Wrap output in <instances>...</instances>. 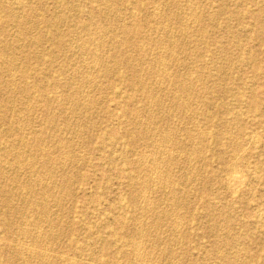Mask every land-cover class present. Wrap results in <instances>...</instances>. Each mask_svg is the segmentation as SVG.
Wrapping results in <instances>:
<instances>
[{"label":"rangeland","instance_id":"1","mask_svg":"<svg viewBox=\"0 0 264 264\" xmlns=\"http://www.w3.org/2000/svg\"><path fill=\"white\" fill-rule=\"evenodd\" d=\"M259 214L264 0H0V264H264Z\"/></svg>","mask_w":264,"mask_h":264},{"label":"bare ground","instance_id":"2","mask_svg":"<svg viewBox=\"0 0 264 264\" xmlns=\"http://www.w3.org/2000/svg\"><path fill=\"white\" fill-rule=\"evenodd\" d=\"M110 2V1H109ZM225 2V1H224ZM177 3V2H176ZM58 4V3H57ZM121 4V3H120ZM178 4V3H177ZM59 5V4H58ZM78 5V4H77ZM112 5V4H111ZM180 8V7H179ZM96 9V8H95ZM223 9V8H222ZM226 9V8H225ZM106 10V9H105ZM174 10V9H173ZM33 11V10H32ZM114 11V10H113ZM120 12V11H119ZM100 13V12H99ZM116 13V12H115ZM180 13V12H179ZM222 13V12H221ZM9 14V13H8ZM106 14V13H105ZM16 15V14H15ZM39 15V14H38ZM198 16H200V14L198 15ZM209 16V15H208ZM218 16V15H217ZM244 17V16H243ZM111 18V17H110ZM132 18V17H131ZM202 18V17H201ZM90 19V18H89ZM118 19V18H117ZM169 19V18H168ZM178 19H180V18H178ZM182 19V18H181ZM203 19V18H202ZM183 20V19H182ZM210 20V19H209ZM261 20V19H260ZM171 21V20H170ZM257 21V20H256ZM34 22V21H33ZM181 22V21H180ZM202 25V24H201ZM121 26V25H120ZM203 26V25H202ZM123 28V27H122ZM166 29V28H165ZM204 29V28H203ZM181 31H183V30H181ZM191 31V30H190ZM199 31V30H198ZM115 32V31H114ZM196 32V31H195ZM102 33V32H101ZM120 35V34H119ZM20 36V35H19ZM162 36V35H161ZM180 36V35H179ZM182 36V35H181ZM188 36H189V34H188ZM191 37V36H190ZM248 37V36H247ZM80 38H82V37H80ZM166 38V37H165ZM196 38V37H195ZM95 39V38H94ZM98 40V39H97ZM156 40V39H155ZM183 40V39H182ZM87 41V40H86ZM85 41V42H86ZM81 42V41H80ZM162 42V41H161ZM166 43V42H165ZM186 43V42H185ZM61 44V43H60ZM96 44V43H95ZM171 44V43H170ZM180 44V43H179ZM87 45H88V43H87ZM240 45V44H239ZM174 46H175V43H174ZM223 46V45H222ZM171 47V46H170ZM237 47V46H236ZM174 48V47H173ZM67 49V48H66ZM24 50V49H23ZM98 51V50H97ZM97 53V52H96ZM140 53V52H139ZM174 53V52H173ZM83 54V53H82ZM149 54V53H148ZM156 54V53H155ZM165 55H167V54H165ZM96 55H94V57H95ZM98 56V55H97ZM152 56H154V55H152ZM156 56V55H155ZM145 57V56H144ZM194 57V56H193ZM147 58V57H146ZM208 58V57H207ZM87 59V58H86ZM94 59V58H93ZM136 59V58H135ZM144 59V58H143ZM155 60V59H154ZM142 62V61H141ZM101 63V62H100ZM143 63H145V62H143ZM147 63V62H146ZM20 66V65H19ZM156 66V65H155ZM13 67V66H12ZM107 67V66H106ZM129 67V66H128ZM202 67V66H201ZM200 67V68H201ZM11 68V67H10ZM105 68V67H104ZM154 68V67H153ZM158 68V67H157ZM160 68V67H159ZM10 70V69H9ZM81 70V69H80ZM142 70V69H141ZM191 70V69H190ZM202 70V69H201ZM26 71V70H25ZM200 72H202V71H200ZM2 73V72H1ZM151 73V72H150ZM24 74V73H23ZM180 74V73H179ZM188 74V73H187ZM80 75V74H79ZM107 75V74H106ZM197 76V75H196ZM45 77V76H44ZM177 77V76H176ZM185 78V77H184ZM206 78V77H205ZM132 79V78H131ZM155 79V78H154ZM188 79V78H187ZM204 79V78H203ZM140 80V79H139ZM151 80H153V79H151ZM182 80H184V79H182ZM84 81V80H83ZM142 81V80H141ZM179 81H181L180 79H179ZM152 82V81H151ZM191 82V81H190ZM194 82H195V80H194ZM3 83V82H2ZM26 83V82H25ZM96 84V83H95ZM175 84V83H174ZM192 84V83H191ZM57 85V84H56ZM141 85V84H140ZM157 86V85H156ZM195 86V85H194ZM142 87H143V85H142ZM148 87V86H147ZM175 88V87H174ZM190 86L186 83V81L185 82H180V87H179V93H183V92H187V91H189L190 90ZM203 88V87H202ZM215 88V87H214ZM255 88V87H254ZM22 89H24V88H22ZM31 89V88H30ZM86 89V88H85ZM53 90V89H52ZM150 90V89H149ZM154 90H156V89H154ZM167 91V90H166ZM178 90H176V92H177ZM192 91V90H191ZM190 91V92H191ZM196 91V90H195ZM202 91V90H201ZM28 92V91H27ZM106 92V91H105ZM154 92V91H153ZM193 92V91H192ZM170 93V92H169ZM182 93H181V95H182ZM199 93V92H198ZM31 94V93H30ZM49 94V93H48ZM71 95V94H70ZM153 95V94H152ZM180 95V94H179ZM178 95V96H179ZM184 95H185V93H184ZM203 95V94H202ZM14 96V95H13ZM165 96V95H164ZM196 96V95H195ZM34 97V96H33ZM170 97V96H169ZM184 97V96H183ZM190 97V96H189ZM51 98V97H50ZM71 98V97H70ZM78 98V97H77ZM76 98V99H77ZM163 98V97H162ZM176 98V97H175ZM181 98H182V96H181ZM185 98V97H184ZM27 99V98H26ZM179 99V98H178ZM191 99H193V98H191ZM202 99V98H201ZM165 100V99H164ZM176 100V99H175ZM182 100H184L183 98H182ZM185 100H187V99H185ZM199 100V99H198ZM224 100V99H223ZM92 101V100H91ZM168 101V100H167ZM170 101V100H169ZM178 101V100H177ZM24 102V101H23ZM147 102V101H146ZM165 102V101H164ZM175 102V101H174ZM179 102V101H178ZM185 102V101H184ZM188 102V101H187ZM192 102V101H191ZM194 102V101H193ZM162 103V102H161ZM180 103V102H179ZM159 104V103H158ZM164 104V103H163ZM188 104H189V102H188ZM80 105V104H79ZM177 106H178V104H176ZM191 105H193V104H191ZM190 105V106H191ZM55 106V105H54ZM185 106H187L186 104H185ZM201 106V105H200ZM76 107V106H75ZM80 107V106H79ZM158 107V106H157ZM160 107V106H159ZM184 107V106H183ZM189 107V106H188ZM236 107V106H235ZM97 108V107H96ZM167 108V107H166ZM185 108V107H184ZM183 108V109H184ZM142 109V108H141ZM168 109V108H167ZM166 109V110H167ZM180 109V108H179ZM179 109H178V111H179ZM182 109V108H181ZM82 110V109H81ZM146 110V109H145ZM175 110H176V108H175ZM181 111V110H180ZM183 111V110H182ZM197 111V110H196ZM34 112V111H33ZM152 112V111H151ZM160 112V111H159ZM177 112V111H176ZM140 113V112H139ZM193 113V112H192ZM146 114V113H145ZM240 114V113H239ZM20 115V114H19ZM83 115V114H82ZM166 115V114H165ZM169 115V114H168ZM179 115H181V114H179ZM186 115H188V114H186ZM241 115V114H240ZM150 116V115H149ZM158 116V115H157ZM160 116V115H159ZM162 116V115H161ZM182 116V115H181ZM180 116V117H181ZM191 116V115H190ZM51 117V116H50ZM139 117V116H138ZM146 117V116H145ZM171 117V116H170ZM154 118V117H153ZM165 118H166V116H165ZM186 118H188V117H186ZM185 118V119H186ZM239 118V117H238ZM77 120V119H76ZM182 120H183V118H182ZM188 120V119H187ZM234 120V119H233ZM143 121V120H142ZM186 121V120H185ZM51 122H52V119H51ZM56 122V121H55ZM240 122V121H239ZM63 123V122H62ZM196 123V122H195ZM233 123V122H232ZM153 124V123H152ZM36 125V124H35ZM53 125V124H52ZM56 125V124H55ZM186 125V124H185ZM242 126V125H241ZM199 127V126H198ZM237 127H239V126H237ZM78 129V128H77ZM168 130V129H167ZM228 130V129H227ZM238 130H240V129H238ZM203 131V130H202ZM226 131V130H225ZM23 132V131H22ZM240 132V131H239ZM200 133V132H199ZM198 134V133H197ZM207 134V133H206ZM47 135V134H46ZM167 135V134H166ZM169 135V134H168ZM41 136V135H40ZM170 136V135H169ZM168 136V137H169ZM190 136V135H189ZM188 136V137H189ZM139 137V136H138ZM165 137V136H164ZM176 137V136H175ZM196 137V136H195ZM194 137V138H195ZM145 138V137H144ZM218 138V137H217ZM140 139V138H139ZM164 139V138H163ZM168 139V138H167ZM173 140V139H172ZM43 141V140H42ZM72 141V140H71ZM160 141V140H159ZM165 141V140H164ZM172 142V141H171ZM175 142V141H174ZM25 143V142H24ZM165 145H166V143H165ZM237 146V145H236ZM66 148V147H65ZM152 148V147H151ZM199 151V150H198ZM195 152V151H194ZM103 153V152H102ZM161 153V152H160ZM21 154V153H20ZM159 154V153H158ZM163 155V154H162ZM193 155H195L194 153H193ZM234 156V155H233ZM161 157H163V156H161ZM172 157V156H171ZM200 157V156H199ZM232 158V157H231ZM49 159V158H48ZM168 159V158H167ZM170 160V159H169ZM172 160H173V157H172ZM52 162V161H51ZM67 162V161H66ZM152 162V161H151ZM160 162V161H159ZM166 162V161H165ZM234 162V161H233ZM236 162V161H235ZM48 163V162H47ZM153 164V163H152ZM162 164V163H161ZM45 165V164H44ZM47 165V164H46ZM154 165V164H153ZM193 165V164H192ZM202 165V164H201ZM48 166V165H47ZM54 166V165H53ZM63 166V165H62ZM169 166V165H168ZM139 167V166H138ZM195 167V166H194ZM169 168V167H168ZM46 169H48V167L46 168ZM51 169V168H50ZM153 169V168H152ZM235 169V168H234ZM167 170V169H166ZM49 171V170H48ZM52 171V170H51ZM169 171V170H168ZM239 171V170H238ZM53 172V171H52ZM248 172V171H247ZM47 173V172H46ZM49 174L51 173V172H48ZM157 173V172H156ZM165 173V172H164ZM172 173V172H171ZM53 174H55V173H53ZM149 174V173H148ZM249 174V173H248ZM152 175V174H151ZM244 175V174H243ZM48 176V175H47ZM153 176V175H152ZM156 176V175H155ZM166 177V176H165ZM168 177V176H167ZM73 178V177H72ZM151 178V177H150ZM155 178V177H154ZM44 179V178H43ZM54 179H55V177H54ZM156 179V178H155ZM14 180V179H13ZM34 181V180H33ZM66 181V180H65ZM72 181V180H71ZM172 181V180H171ZM30 182H31V180H30ZM30 182H28V183H30ZM44 182V181H43ZM51 182H52V180H51ZM170 182V181H169ZM227 182H228V184L230 185L229 187H231V186H233V187H237L238 188V186H241L242 185V183L244 182V176H242L241 175V173H237V172H235V170L234 171H232L229 175H228V177H227ZM26 183V182H25ZM59 183V182H58ZM66 183H68V182H66ZM70 183V182H69ZM168 183V182H167ZM56 184V183H55ZM29 185V184H28ZM27 185V186H28ZM63 185H64V183H63ZM169 185V184H168ZM148 186V185H147ZM30 187V186H29ZM28 187V188H29ZM33 187V186H32ZM32 187L30 188V190L32 189ZM69 187V186H68ZM67 187V188H68ZM187 187V186H186ZM66 188V187H65ZM237 188H235V190H237ZM27 189V188H26ZM164 190V189H163ZM6 191V190H5ZM47 191V190H46ZM65 191V190H64ZM13 192V191H12ZM43 192H45L44 190H43ZM142 192V191H141ZM236 192V191H235ZM234 192V193H235ZM27 194H28V192H26ZM50 193V192H49ZM140 193V192H139ZM26 194V195H27ZM69 194V193H68ZM145 194V193H144ZM30 195V194H29ZM42 195H44V194H42ZM49 195V194H48ZM48 195H46V196H48ZM139 197V196H138ZM144 198V197H143ZM43 199H44V197H43ZM60 200V199H59ZM58 200V201H59ZM160 200V199H159ZM172 200V199H171ZM183 200V199H182ZM11 202V201H10ZM29 202V201H28ZM27 202V203H28ZM47 202V201H46ZM184 202V201H183ZM30 203V202H29ZM59 203V202H58ZM61 203V202H60ZM37 204V203H36ZM40 204V203H39ZM173 204V203H172ZM177 204V203H176ZM182 203H180V205H181ZM137 205H135V207H136ZM182 206V205H181ZM15 207V206H14ZM31 207H33V206H31ZM30 207V208H31ZM46 207V206H45ZM153 207V206H152ZM179 207V206H178ZM39 208H40V206H39ZM168 208V207H167ZM177 208V207H176ZM175 208V209H176ZM37 209V208H36ZM42 209V208H41ZM219 209V208H218ZM23 210V209H22ZM45 211H46V208L44 209ZM145 210V209H144ZM154 210H156V209H154ZM44 211V212H45ZM173 211V210H172ZM184 211V210H183ZM43 212V211H42ZM47 212V211H46ZM58 212V211H57ZM157 213V212H156ZM155 213V214H156ZM159 213V212H158ZM162 214V213H161ZM182 214V213H181ZM149 215V214H148ZM159 216V215H158ZM157 216V217H158ZM162 216H163V214H162ZM166 216V215H165ZM227 216V215H226ZM43 217H44V215H43ZM48 218V217H47ZM51 217H49V219H50ZM53 218V217H52ZM61 218V217H60ZM136 218V217H135ZM231 218H232V216H231ZM37 219H39L38 217H37ZM162 219V218H161ZM259 219L262 221V222H264V216H263V214H259ZM228 220V219H227ZM226 220V221H227ZM24 221V220H23ZM172 221V220H171ZM25 222V221H24ZM35 222V221H34ZM184 222H185V220H184ZM189 222V221H188ZM33 223V222H32ZM51 223H53V222H51ZM35 224V223H34ZM161 224V223H160ZM175 224V223H174ZM231 224V223H230ZM36 225V224H35ZM38 225V224H37ZM58 225V224H57ZM141 225V224H140ZM24 226V225H23ZM54 226V225H53ZM59 226V225H58ZM166 226V225H165ZM28 227V226H27ZM48 227V226H47ZM157 227V226H156ZM173 227H175V226H173ZM231 227V226H230ZM160 228V227H159ZM167 228V227H166ZM41 229V228H40ZM48 230V229H47ZM35 231V230H34ZM45 231V230H44ZM149 231V230H148ZM137 232V231H136ZM145 232V231H144ZM158 232V231H157ZM224 232V231H223ZM27 233V232H26ZM56 233V232H55ZM164 233V232H163ZM48 234H49V232H48ZM48 234H46V236L49 238V236H48ZM63 234V233H62ZM31 235V234H30ZM156 235V234H155ZM55 235L53 234V238H54V240L56 239V237H54ZM175 236V235H174ZM262 236V235H261ZM45 237V236H44ZM50 237H52V236H50ZM146 237V236H145ZM165 237V236H164ZM163 237V238H164ZM32 239V238H31ZM57 239H59V238H57ZM175 239V238H174ZM180 239V238H179ZM24 240V239H23ZM33 240V239H32ZM150 240V239H149ZM160 240V239H159ZM37 241V240H36ZM46 241V240H45ZM48 241V240H47ZM179 241V240H178ZM130 243V242H129ZM31 244V243H30ZM38 244V243H37ZM46 245V244H45ZM166 245V244H165ZM25 246V245H24ZM37 246V245H36ZM47 246V245H46ZM51 246V245H50ZM151 246V245H150ZM240 246V245H239ZM27 247H28V245H27ZM140 247V246H139ZM139 249H141V248H139ZM171 249V248H170ZM177 249V248H176ZM52 250V249H51ZM151 250V249H150ZM167 251V250H166ZM38 252V251H37ZM158 252V251H157ZM26 253V252H25ZM24 253V254H25ZM36 253V252H35ZM50 253V252H49ZM170 253V252H169ZM175 253V252H174ZM28 254H30V253H28ZM42 254V253H41ZM139 254H141V253H139ZM173 254V253H172ZM174 255V254H173ZM238 255V254H237ZM30 256V255H29ZM47 256V255H46ZM162 256V255H161ZM137 257V256H136ZM222 257V256H221ZM58 258V257H57ZM172 258V257H171ZM238 258V257H237ZM29 259V258H28ZM42 259V258H41ZM222 259V258H221ZM244 259V258H243ZM37 261V260H36ZM41 261V260H40ZM138 262V261H137ZM30 263H31V261H30ZM50 264V263H49Z\"/></svg>","mask_w":264,"mask_h":264}]
</instances>
